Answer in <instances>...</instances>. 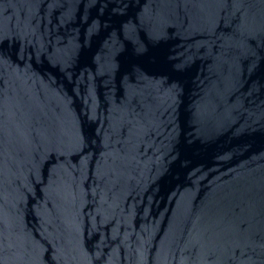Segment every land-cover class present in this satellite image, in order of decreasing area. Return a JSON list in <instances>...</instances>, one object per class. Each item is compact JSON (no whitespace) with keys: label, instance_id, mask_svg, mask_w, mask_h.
<instances>
[{"label":"water","instance_id":"water-1","mask_svg":"<svg viewBox=\"0 0 264 264\" xmlns=\"http://www.w3.org/2000/svg\"><path fill=\"white\" fill-rule=\"evenodd\" d=\"M0 264H264V0H0Z\"/></svg>","mask_w":264,"mask_h":264}]
</instances>
